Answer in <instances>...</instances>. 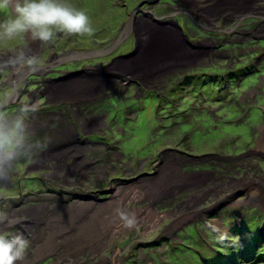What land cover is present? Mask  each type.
<instances>
[{
    "label": "rangeland",
    "instance_id": "374dc122",
    "mask_svg": "<svg viewBox=\"0 0 264 264\" xmlns=\"http://www.w3.org/2000/svg\"><path fill=\"white\" fill-rule=\"evenodd\" d=\"M143 1L68 0L89 16L91 36L0 41V59L31 46L38 65L56 46L59 58L105 50ZM244 1L144 4L125 40L91 61L140 45L112 82L77 77L55 90L52 110L38 101L52 129L28 114L18 160L0 181V211L31 224L0 228L29 241L17 264H264V0L230 8ZM0 73L3 99L16 79ZM118 210L136 218L133 228Z\"/></svg>",
    "mask_w": 264,
    "mask_h": 264
},
{
    "label": "clouds",
    "instance_id": "9594fccd",
    "mask_svg": "<svg viewBox=\"0 0 264 264\" xmlns=\"http://www.w3.org/2000/svg\"><path fill=\"white\" fill-rule=\"evenodd\" d=\"M0 16H3L0 19V41H12L30 35L34 41L50 44L57 34L91 36L94 32L87 13L74 7L68 0H0ZM38 62V56L20 49L7 60H0V71L10 70L21 75L25 70H33ZM16 95L18 87L14 86L4 94L5 98L0 99V181L8 179L10 166L25 143V117L39 110V102L24 103L19 113L10 117L7 105L9 99ZM117 215L123 227L135 226L134 216L120 210ZM24 219L0 211V225L8 228H14ZM28 246L29 241L22 232L9 234L0 230V264L22 261ZM224 260L219 264H224Z\"/></svg>",
    "mask_w": 264,
    "mask_h": 264
},
{
    "label": "flooded vegetation",
    "instance_id": "af4514ba",
    "mask_svg": "<svg viewBox=\"0 0 264 264\" xmlns=\"http://www.w3.org/2000/svg\"><path fill=\"white\" fill-rule=\"evenodd\" d=\"M142 11L143 10L140 9L138 12L142 13ZM142 24H145L144 20L142 21ZM139 25L140 24H136V27H139ZM174 25L172 24V27ZM166 26H169V24H166ZM180 30H181V28H180ZM37 43H39V41H37ZM132 47H134V45ZM188 47H189V45H188ZM56 49H57V46L53 48L52 57L48 60L47 63L37 65L33 70H26L21 75L15 74L13 76V79H16L15 81H13L11 79V76H12V74H11L10 80L13 81V83H12L13 85H11V86L12 87H14V86L18 87V95L12 97V98L16 97L15 101L11 102L10 104L7 105V111H8L9 115H12V114L17 115L19 113V109H20L22 104H24V103H35V102H38L39 100L42 101V103L43 102L47 103L45 105H47V107L49 106V109L52 110V100H53V98H55L54 94L57 92L55 90L58 89L59 87L63 86L67 82L71 83L72 82L71 80L74 78H77V77H80L86 81L98 80V81H102L103 83L108 84L109 82H112V79L115 78V76L113 74L109 73L112 70V68H114L115 64L121 60L129 59L135 54V51H132V48H131V49L127 50V52H124V54L127 53L129 55L128 57H122L123 56L122 55L119 57H114V59L111 60V62L106 63V64H103L101 62H99L98 64H92V62H91L92 59H94L96 62H98L100 59L104 58L106 55L110 54L112 51L109 53H105L104 55H102L100 57L87 58V59L75 58V59H70L66 62H61L60 60L58 61V59H60V58L57 57L58 52L56 51ZM23 50L24 51L27 50L26 51L27 53L28 52H32V53L34 52L35 53L34 55L37 56V51H36L35 46H31L27 49L24 48ZM89 51H94V50H89ZM128 51H130V52H128ZM84 52H86V51H84ZM127 54H125V56ZM3 59L5 60L7 58L3 57L0 60H3ZM52 59L55 60V64L50 63V62H53ZM67 62H69V64H71L70 68L65 69V70L54 71V69L58 65L60 66L62 64H66ZM43 65H47V66H43ZM76 72H79V73H76ZM28 75H32L34 77L29 79ZM39 103L41 104V102H39ZM42 115H44V116H42ZM28 116L31 119H33L35 121V123H37L39 120L43 121V119H45V123H46L45 127H47L48 129H52V119H50V120L47 119V117H52V112H47L45 110H39V111H36L34 113H29ZM41 118H43V119H41ZM35 119H37L38 121H36ZM26 129H27V126H26ZM46 153L48 154V152H46ZM41 157H43V155L38 156V158H41ZM17 160H18V158L15 159V161H17ZM30 195L31 194H29V196ZM41 195L42 194H39V195H37V197H39Z\"/></svg>",
    "mask_w": 264,
    "mask_h": 264
},
{
    "label": "bare ground",
    "instance_id": "6f19581e",
    "mask_svg": "<svg viewBox=\"0 0 264 264\" xmlns=\"http://www.w3.org/2000/svg\"><path fill=\"white\" fill-rule=\"evenodd\" d=\"M250 0H246V1H244V3H243V6H240V5H230V8H232V9H234V10H237V9H247V4H248V2H249ZM264 13V12H263ZM136 13H134L133 15H132V17L130 18L132 21H131V23H130V25H129V29H128V33H130L131 32V28H132V22H133V17H134V15H135ZM205 16V15H204ZM257 30V29H256ZM179 31H180V29H179ZM181 32V31H180ZM179 32V33H180ZM181 34H182V32H181ZM180 34V35H181ZM184 34V33H183ZM137 35V34H136ZM182 36V35H181ZM184 38V37H183ZM138 49H140V45H137V49H136V51L138 50ZM135 51V52H136ZM139 52V51H138ZM58 61H59V59H58ZM57 61V62H58ZM140 64H142V61H140L139 62ZM12 74H14V73H12ZM56 95H58L57 93H55ZM15 100V99H14ZM261 137H260V140L258 141V147L259 148H262V147H264V128H262V131H261ZM62 150H65V148H61ZM67 152V154H69V152L68 151H66ZM79 150H78V152H72V153H76L77 155L79 154ZM75 154V155H76ZM70 155V154H69ZM72 155V154H71ZM66 160V159H65ZM80 162H81V160H80ZM62 165L64 164V161L61 163ZM61 164H56V165H58V166H60ZM77 165H79V163L77 164ZM69 166H71V165H69ZM69 171V172H68ZM66 173L68 174V173H71L72 171L71 170H68ZM89 206L90 207H88V206H86V207H88V208H90L91 209V207H92V204L90 205L89 204ZM52 208V207H51ZM75 208H83V204L82 205H79V206H75ZM35 209V208H34ZM85 209H87V208H85ZM29 210H31V209H29ZM26 211L25 212V215H29L30 214V211ZM58 210L59 209H56V213H59V216H58V218L57 219H60L61 221H63V223H71L73 220H74V217L75 216H73V215H68L67 213H68V211H66V210H64L63 212H58ZM84 212V211H83ZM36 213H38V212H36ZM18 214V213H17ZM68 215V216H67ZM82 216V215H81ZM41 219V218H40ZM50 219H52V214L50 215ZM38 221V220H37ZM32 222V221H31ZM34 222V221H33ZM22 225H26V224H29V227L26 229V231L28 232V230L30 229V226H31V224L30 223H25V222H22L21 223ZM86 224V223H85ZM85 224H82L81 225V227L83 228L84 226H85ZM41 225V224H40ZM2 226L3 225H0V228H2ZM38 226V225H37ZM48 226V229H52V226H51V224H48L47 225ZM61 227H63V226H58L57 228L59 229V228H61ZM86 228V227H85ZM87 230V229H86ZM50 232V231H49ZM25 235V234H24ZM97 235V234H96ZM48 236H50V233L48 234ZM57 236V235H56ZM53 237V236H52Z\"/></svg>",
    "mask_w": 264,
    "mask_h": 264
},
{
    "label": "water",
    "instance_id": "95a60500",
    "mask_svg": "<svg viewBox=\"0 0 264 264\" xmlns=\"http://www.w3.org/2000/svg\"><path fill=\"white\" fill-rule=\"evenodd\" d=\"M159 0H145L141 3H139L135 8L134 10L131 12V14L129 15L130 18L131 16L134 14V13H137L140 9V7L144 4H147V5H153L155 3H157ZM129 18V20H127V22H125V24L123 25L122 29H121V32L119 34V36L117 37V39L113 42V44L108 47L107 49L105 50H101V51H91V52H83V53H77L75 55H71V56H66V57H63V58H60L59 60L61 62H66L70 59H75V58H78V59H87V58H95V57H100L102 55H104L105 53H109L111 51H113L118 45H120L124 40H125V36H123V34L125 33L126 35L129 34L128 33V29H129V25L131 23V19ZM152 19L154 21H157V18L155 17H152ZM180 32V31H179ZM124 34V35H125ZM185 38V37H184ZM129 55L127 56H124V57H128ZM76 73H79V72H76Z\"/></svg>",
    "mask_w": 264,
    "mask_h": 264
}]
</instances>
